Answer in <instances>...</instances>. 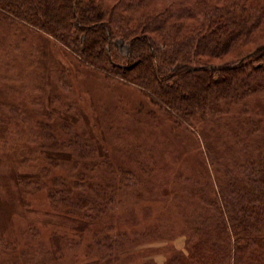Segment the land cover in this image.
<instances>
[{"label": "rangeland", "instance_id": "374dc122", "mask_svg": "<svg viewBox=\"0 0 264 264\" xmlns=\"http://www.w3.org/2000/svg\"><path fill=\"white\" fill-rule=\"evenodd\" d=\"M263 42L264 20L247 39L200 59L235 64ZM127 43L117 41L124 54ZM209 118L179 124L137 84L83 64L51 35L0 16V201L16 198L0 229V264H170L173 255L192 251L199 240L194 224L212 215L210 199H219L237 141L263 135L264 88ZM66 124L102 146L112 167L89 171L82 162L49 159L51 136L72 137ZM12 171L31 184L6 182ZM78 173L112 188L97 217L62 203L54 179L73 181ZM82 220L89 221L83 229Z\"/></svg>", "mask_w": 264, "mask_h": 264}, {"label": "trees", "instance_id": "16d2710c", "mask_svg": "<svg viewBox=\"0 0 264 264\" xmlns=\"http://www.w3.org/2000/svg\"><path fill=\"white\" fill-rule=\"evenodd\" d=\"M158 1L0 0V16L51 35L83 64L137 84L179 124L191 126L196 116L218 118L232 104L264 88V42L235 64L200 59L250 37L264 20V0ZM119 39L128 42L125 54L118 48ZM194 54L199 58L193 59ZM249 124L254 133L261 131L254 120ZM70 127L66 124L70 141L49 138V159L75 166L82 162L89 171L101 166L110 169L108 159L101 156L103 147L94 146L89 134L73 133ZM46 133L50 137V130ZM236 146L224 167L225 180L217 191L220 200L210 199L212 215L203 214L194 224L199 240L189 253L173 255L170 264H264V131L258 140L251 143L242 138ZM227 149L232 152L233 146ZM72 150L79 153L78 159H73ZM74 178L54 179L62 186V203L97 217L104 201H112V188L85 181L82 173ZM4 179L17 186L27 183L14 171ZM81 189L83 193L76 197L75 191ZM15 201H0V229L6 226ZM80 223L83 229L89 221Z\"/></svg>", "mask_w": 264, "mask_h": 264}]
</instances>
